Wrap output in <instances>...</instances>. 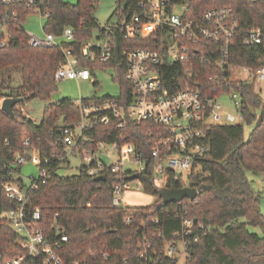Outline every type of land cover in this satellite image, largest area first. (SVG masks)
<instances>
[{
	"label": "trees",
	"instance_id": "trees-1",
	"mask_svg": "<svg viewBox=\"0 0 264 264\" xmlns=\"http://www.w3.org/2000/svg\"><path fill=\"white\" fill-rule=\"evenodd\" d=\"M52 3V15L45 29L60 33L66 26L74 27L76 38L65 46L72 45L80 51L81 42L99 29L95 17L98 0H77L75 3L53 0ZM214 5L232 6L239 24L227 63L231 67H260L264 63V0H198L200 11ZM118 10L119 6L114 15ZM253 25L261 28L263 42L245 44L243 41ZM10 30V42L0 46V184L2 187L3 174L7 171L22 173L23 166L14 158L17 153L23 154L21 142L28 136L31 147L51 158L48 176L34 192V202L42 207V226L48 237L54 238L56 225L65 228L68 240L61 243L59 251L65 259L86 257L92 264H139L138 242L143 235L150 241L170 239L181 230L182 216H189L197 219L199 239L189 247L191 258L186 264H264L261 194L253 188L247 175V172L264 174V99L253 82L235 79L231 71L223 72L227 64L221 65L215 58L196 61L191 68L192 74H184V65L178 61L163 64L166 84L176 76L188 82H199L207 94L213 86L224 92H240L243 119L248 122L257 119L256 126L248 139L244 138L241 123L211 124L204 128L209 151L199 167L188 174V186L197 189L194 199L185 198L181 205L164 204L154 185L152 167L148 166L142 172L140 183L144 190L159 198L149 206L113 207L111 201L118 175L107 171L106 178L97 181L86 166L79 167L73 175L58 173L62 165L69 164L66 148L59 143L61 128L75 125L80 117V105L76 100L51 101L57 89L55 72L64 59L63 50L59 46L32 47L24 28L13 25ZM116 36L121 52L126 47L161 46L159 38L145 41ZM197 50L199 54V47L194 49ZM107 67L114 69L124 98L129 94L124 78L125 61L117 63L115 58L101 68ZM12 68L20 73L21 85H12L13 76L8 73ZM4 96L23 98L22 102L34 98L50 102L44 108L41 121L36 122L25 117L16 105L13 116L6 113L2 109ZM126 98L128 101L130 97ZM100 99L93 96L83 98L82 102ZM158 130L152 121L129 122L126 128L120 129L114 123L94 122L85 134L92 138L90 143L99 139L121 142L124 138L134 143L136 151L148 152L147 134ZM14 181L25 183L21 177ZM166 185L187 186L183 176L176 178L174 174ZM127 215L134 216L131 224L124 223ZM154 218L159 221L153 222ZM251 227L260 228V232ZM0 251L7 257L22 251L14 244V233L8 224L0 230ZM26 264L40 263L37 259H29Z\"/></svg>",
	"mask_w": 264,
	"mask_h": 264
},
{
	"label": "built area",
	"instance_id": "built-area-1",
	"mask_svg": "<svg viewBox=\"0 0 264 264\" xmlns=\"http://www.w3.org/2000/svg\"><path fill=\"white\" fill-rule=\"evenodd\" d=\"M52 2L0 0V46L10 42V28L14 25L24 28L32 47H61L64 59L55 72L56 81L96 79L95 71L104 69L101 67L116 58L118 34L124 39L157 41L159 38L161 44L159 48L139 46L120 51L119 61L116 62L124 60L126 63L124 78L129 94L124 98L129 96L128 101L121 96L120 84L117 94L96 96L101 98L100 101L83 103V97H80L76 99L80 105L79 119L75 125L61 128L59 143L66 148L67 158L77 154L82 159L79 167L86 166L88 173L94 177L106 175L107 171L118 175L111 201L113 207L129 206L123 197L125 187L135 181L138 188H142L140 177L148 166L152 167L157 188L167 186L171 174L178 178L196 170L209 151L206 126L238 124L243 120L240 92H231L236 111L233 113L221 101L220 95L227 92L220 91L218 86H213L207 94L199 82L192 83L175 76L168 85L162 75V65L167 62L178 61L184 65V74H192L191 68L196 61L207 62L213 58L221 65L227 64L223 72L233 73V67L227 60L239 24L232 6L214 5L200 11L198 0H123L118 5L116 21L99 27L96 37L93 35L82 41L80 51H77L72 45L65 46L76 38L74 27L66 26L60 33L45 29L52 15ZM29 14L45 19L43 36L25 28L24 20ZM243 42L249 45L262 43L261 28L253 25ZM197 47L199 54L198 50L194 51ZM235 72V79L238 80L254 84L264 81V63L256 69L241 66ZM5 98L8 97L4 96L3 100ZM26 102L16 104V108L33 120L25 111ZM144 121H152L159 129L147 134L148 152L136 151L134 143L124 138L121 142L99 139L90 143L92 138L85 134L94 122L103 125L114 123L120 129L126 128L129 122ZM21 143L24 152L17 153L14 161L22 166L31 162L37 166L38 175L32 176L29 184L22 185L14 181L21 174L14 171L3 174L2 187L0 184V230L8 224L14 233V244L22 251L10 257L0 251V264H26L29 259H37L40 264H92L86 257L67 260L59 253L61 243L68 240L64 227L55 226L54 238L48 237L43 229L42 207L34 202V192L45 182L51 158L42 156L38 148L31 147L28 136ZM128 163H136L139 168L127 169L125 166ZM136 172L140 173L139 178L126 179V176ZM183 200L176 203L181 205ZM133 221V215L124 217L125 224ZM152 221L159 220L154 218ZM181 223V230L170 239L150 241L143 235L138 242L139 264H186L191 258L189 247L199 239V234L192 217L182 216Z\"/></svg>",
	"mask_w": 264,
	"mask_h": 264
},
{
	"label": "rangeland",
	"instance_id": "rangeland-1",
	"mask_svg": "<svg viewBox=\"0 0 264 264\" xmlns=\"http://www.w3.org/2000/svg\"><path fill=\"white\" fill-rule=\"evenodd\" d=\"M69 2L75 3L77 0H67ZM119 4V0H98V5L95 10V17L98 22V27H103L110 22H115L117 19V14L114 15ZM124 5H122V9ZM45 19L40 18L37 14H29L24 20L25 28L32 32L35 35L43 36L44 30L42 24H44ZM98 28L93 32V35L96 37ZM238 69L233 67L232 77L237 78L235 70ZM8 73H11L13 76L12 85L18 86L21 85L22 79L20 73L17 69H10ZM96 79L93 80H62L57 81V89L53 94L51 101H55L62 98H70L72 100L79 99L80 97L88 98L93 96H103L106 94L115 95L119 90V81L115 78L114 69L112 67H107L104 69H97L95 71ZM247 76V74H244ZM94 81H98L96 84ZM256 89L260 92L261 96L264 99V81L254 84ZM232 93L234 91H231ZM227 92L220 95L221 101L226 106V109L236 113L234 109V104L231 100L232 93ZM50 101L40 100L34 98L28 100L24 105L26 113L36 122H40L43 116L44 108L49 104ZM257 119L251 120L250 122L244 121L240 122L243 124L244 129V138L248 139L256 126ZM87 163V162H86ZM90 163V162H89ZM82 164V159L77 154H71L69 156V164L62 165L58 169V173L61 175H73L79 171V166ZM127 169L137 170L139 168L136 163H128L125 166ZM38 175V168L36 165L31 162H27L22 167L21 178L25 184L31 182L32 176L36 177ZM249 179L251 180L252 186L256 191H259L261 194V203L260 208L264 214V174L254 175L251 172H247ZM183 180L186 185L188 182V174H184ZM123 197L125 201L130 206H149L153 204L156 199L159 197L154 193L146 191L142 188H138V184L135 181L125 187ZM252 230L260 232V228L251 227Z\"/></svg>",
	"mask_w": 264,
	"mask_h": 264
},
{
	"label": "water",
	"instance_id": "water-1",
	"mask_svg": "<svg viewBox=\"0 0 264 264\" xmlns=\"http://www.w3.org/2000/svg\"><path fill=\"white\" fill-rule=\"evenodd\" d=\"M115 57L116 61H119L120 58V49H119V44L116 41L115 43ZM23 101V98L19 97H8L5 98L2 102V109L10 114L11 116L14 115V106L20 102ZM140 177V173L136 172L134 174L126 176L127 180H134ZM106 176L104 174L98 175L94 177V180L100 181L104 180ZM159 197L162 199L164 204H169L173 202H179L185 198H191L194 199L197 195V189L192 186H182L179 188L175 187H168V186H163L159 187L157 189ZM196 222L197 219H194Z\"/></svg>",
	"mask_w": 264,
	"mask_h": 264
}]
</instances>
